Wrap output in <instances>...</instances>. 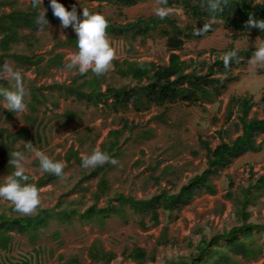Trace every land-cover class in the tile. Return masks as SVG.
Segmentation results:
<instances>
[{
    "label": "rangeland",
    "instance_id": "rangeland-1",
    "mask_svg": "<svg viewBox=\"0 0 264 264\" xmlns=\"http://www.w3.org/2000/svg\"><path fill=\"white\" fill-rule=\"evenodd\" d=\"M1 1V0H0ZM10 5L2 8L0 13H10L12 9L28 11L29 6L35 0H5ZM42 11L50 10V0H39ZM66 8L75 6L81 17L83 9L90 13H99L111 20L114 24L125 25L139 18L158 16L156 9L161 8L157 2H146L130 8H117L96 2L85 0H59ZM52 9V8H51ZM172 18L180 17L185 21L182 11L166 9V15ZM21 41L11 46L10 53L45 58V62L38 68L22 66L8 59V66L19 70L23 75L25 88L49 87L54 84L71 85L72 79L78 75L75 69H68L73 54L78 52L74 48L61 46L70 37H77L71 25L64 28L61 22H48L42 25L38 32L22 31ZM115 51L112 67L107 71L106 82L102 90L107 87L135 88L139 85L132 78H123L115 71V61L130 60L133 62H155L167 64L171 52L167 49L165 38L156 35L153 39L131 41L123 37H107ZM2 36L0 35V42ZM236 50L259 48L264 43L257 38L240 37L234 40L232 33L225 28H219L211 37L202 41L187 43L183 52L177 54L182 60L191 59L199 61L214 60L216 52L222 53L230 47ZM64 55L65 67L51 69L47 62L55 55ZM2 51L0 48V56ZM264 69V63L255 59L243 70L236 71L239 81L229 86L227 92L213 104H204L200 107L188 105L171 106L168 111L151 108L150 111L137 114L134 111L119 114L104 113L99 110L85 109V106L77 101L69 99L60 101V109L49 111L47 104L41 106L37 115L38 120L53 121L50 126L52 133L41 132L39 140L38 132L26 122V116H31L27 107L22 113L16 115L7 122L4 100L0 98V129L11 133H18L27 128L32 134L33 142L21 141L13 148L24 153L23 166L27 174L39 180L43 173L35 167L34 163L40 161L35 155L36 151L43 152L54 161L64 163L62 178L39 192L41 204L31 214L17 213L11 201L0 197V216H34L41 209H51L61 205L64 209L76 208L82 214L96 201L94 194L98 191V180L94 179L81 186L89 188L88 192H81L79 183L84 174H89L96 166L88 168L78 165L70 166L66 155L73 148L82 158L90 155L94 149L101 146L108 138L112 130L121 129V121L127 120L130 124L139 125L141 129H155V138L140 143L139 132L131 135L130 141L123 145L126 150L124 158L117 161L115 169L109 173L110 189L107 195L101 197L99 208H106L117 195L133 196L138 200H147L160 194L163 190L171 195L178 194L182 187L195 176L201 174L207 167V153L200 145V140L207 142L212 149L220 143L218 133L228 131L227 142L235 140L240 129L237 128L236 113L230 123H226L225 112L231 97H253L256 106L250 113V119H264V74L259 70ZM91 70H89L90 72ZM0 80H6L14 85L15 81L0 74ZM30 101V94L25 97ZM74 111L81 114V120L72 124H65L60 118L66 111ZM46 113V117L44 113ZM165 114L167 125L154 120L161 114ZM43 131V129L41 130ZM264 141V134L257 139V143ZM31 145V148L27 145ZM2 146L0 145V162H2ZM167 167H171L166 171ZM1 170L0 184L10 176L5 170ZM264 174V149L261 153H248L236 159L230 167L222 170L218 176L211 180L216 193L204 194L193 199L183 208L174 221L169 213L160 212V224L151 226L149 218L145 220L147 229L140 225L142 215L134 214L126 209V218L111 215L105 224L101 226H87L77 219L72 225L63 224L61 220H53L46 230H42L41 238L33 244L27 236L16 235L10 252L0 250V264H139L129 258L134 248L144 250L148 256L143 264H173L188 262L197 252L202 240H208L212 236L226 232L233 227L240 226L238 210L244 190L255 180ZM234 187L229 190V181ZM231 192V195H229ZM117 206V202L113 201ZM247 212L251 214L250 221L264 225V196L251 205ZM61 233L59 240L55 239V232ZM95 242L102 244L105 252L114 254L115 258L110 263L94 262L89 257V250ZM239 264H264V257L257 261L239 260Z\"/></svg>",
    "mask_w": 264,
    "mask_h": 264
},
{
    "label": "trees",
    "instance_id": "trees-1",
    "mask_svg": "<svg viewBox=\"0 0 264 264\" xmlns=\"http://www.w3.org/2000/svg\"><path fill=\"white\" fill-rule=\"evenodd\" d=\"M87 2H96L100 6L103 4L117 8H130L146 2H157L161 7L168 10L182 11L186 20L181 21L180 17L172 18L170 16H160L139 18L134 22L125 25L114 24L108 20L106 29L107 37H123L125 39L147 40L153 39L156 35L165 38V43L169 52H171L167 64H157L155 62H133L130 60L115 61L113 63L116 73L123 78H132L139 83L137 87L128 88L107 87L102 90V85L106 82L107 72L97 76L87 72L84 75L78 73L72 79L71 85L54 84L49 87L31 88L27 87V94H30V101L26 102L31 116H26V122L40 133H52L53 128L50 124L53 121L45 122L38 120L37 115L41 113V106L47 104L51 107L49 111L60 109V101L72 99L85 106V109L99 110L110 114L127 113L134 111L137 114L148 112L151 108L164 109L165 112L171 106L188 105L190 107H200L204 104H213L223 96L229 86L239 81V75L236 71L245 69L253 61L255 48L236 50L233 46L228 50L214 54V60L197 61L182 60L178 52H183L187 43L202 41L211 37L219 28H225L232 33L234 40L240 37L257 38L264 43V29H258L249 25V20H264V0H220V8L213 11L211 5L215 0H85ZM10 5V1H0V13L2 8ZM45 13L48 22H61L53 15V10ZM43 4L35 0L28 11L12 9L10 13L0 15V35L2 36L0 48V74H3L4 65H8L7 58L13 59L15 63L28 68H38L45 62V58L36 55L29 57L10 53L13 44L21 41L22 31L28 30L38 32L42 25L37 23V18L42 11ZM73 6L67 9L71 10ZM77 10V9H76ZM78 16L82 19L78 13ZM204 24H210V28L196 34ZM61 46L77 48V37H70ZM237 51L236 59L227 67L223 62V54L229 51ZM47 68L62 69L65 67L64 55H55L47 62ZM264 74V69L259 70ZM12 83L6 80H0V89H11ZM3 100V97L0 96ZM256 106L254 98L231 97L227 104L225 119L230 123L236 113L237 128L240 129L239 136L227 142L225 138L229 136L228 131L218 133L221 143L212 149L210 145L200 140V145L207 153L208 167L199 175L192 178L187 185L182 187L178 194L171 195L169 191L163 190L157 196L147 200H138L133 196L119 194L114 200L109 202L106 208H99L98 202L101 197L107 195L110 189L109 173L112 172L116 163L106 162L103 165H97L89 174H84L79 187L81 192H88L89 188H83L81 185L91 180H98V191L94 194L96 203L89 207L84 213L78 209H64L58 205L51 209H41L34 216H0V250L10 252L12 243L16 235L27 236L29 240L36 244L41 238V231L46 230L53 220H61L63 224L72 225L77 219L87 226L105 224L111 215L120 218H126V209L129 208L134 214L142 215L144 218L140 225L147 229L145 223L149 218L151 226L160 224V212L169 213L172 220H176L185 206L189 205L193 199L204 194H215V187L212 185V178L228 168L236 159L245 154L261 153L264 149V141L257 143V139L264 134V119H250V113ZM22 113V112H21ZM44 113V112H43ZM7 122H11L17 112L5 110ZM46 117V113H44ZM65 124H72L81 120V114L74 111H66L60 117ZM155 121L167 125L165 114L154 118ZM43 129V131H41ZM135 131L139 132L138 139L135 142H146L155 138V129L143 130L139 125L130 124L127 120L121 121L120 130H112L100 150L107 152L111 158L120 161L124 158L126 152L123 145L130 141V136ZM24 141L33 142L32 134L27 128L14 134L8 130L0 129V145L2 146V162L0 168L7 174L14 172V165L9 163L11 154L15 152L14 146ZM66 162L72 165L82 166V158L78 151L73 148L65 157ZM35 167L40 169L43 176L35 181L34 177L25 173L29 179L25 183L34 184L39 189L58 182L62 176L44 172L40 168V161L34 163ZM171 167H167L168 172ZM64 172V169H63ZM1 174V170H0ZM229 189L234 186L232 180L229 181ZM264 194V176L260 177L254 185L247 187L240 203L241 226L234 227L229 232L218 234L208 240H202L198 246V252L188 262H177L173 264H238L237 256L245 260H257L264 252V225L250 222L251 214L247 208ZM231 195V194H229ZM117 202V206L113 204ZM13 210L17 213L15 206ZM55 239L61 238L60 232H55ZM148 254L140 249L134 248L129 258L139 264L146 262ZM89 257L94 262L110 263L114 254L105 252L102 244L95 242L89 250ZM73 261V264H76ZM16 264H27V262H18Z\"/></svg>",
    "mask_w": 264,
    "mask_h": 264
},
{
    "label": "clouds",
    "instance_id": "clouds-1",
    "mask_svg": "<svg viewBox=\"0 0 264 264\" xmlns=\"http://www.w3.org/2000/svg\"><path fill=\"white\" fill-rule=\"evenodd\" d=\"M162 3L166 4V0H162ZM50 7L53 10V15L60 19L61 25L64 28L71 25L77 34L78 52L71 56L70 62L66 67L68 69H75L81 75L86 74L89 70L97 76L106 73L112 67V61L115 58V51L106 35L108 27L106 17L83 9V18L81 19L77 14L75 6L69 10L59 0H50ZM211 8L213 11L218 10L220 8V0H215ZM46 11L40 13L37 18L38 24H48L45 16ZM156 14L163 18L166 15V9L163 7L157 8ZM249 25L258 29H264V20L250 19ZM210 26V24H204L196 34H202ZM236 57L237 51L235 50L224 53L223 62L225 66L227 67ZM254 58L257 62L264 63V46L256 49ZM3 71L6 76L15 81L11 89H0V96L3 97L4 106L11 112H24L27 108L25 102L27 89L24 86L22 73L8 65H4ZM27 147L31 148V145L29 144ZM35 155L40 160L42 171L55 174L56 176L63 175L64 163L62 161H54L40 151H36ZM24 160L25 156L21 151H15L11 154L9 163L15 166V170L0 184V197L11 201L17 211L23 214H31L41 204V198L36 185L25 183L29 177L25 174ZM106 162L117 163L107 152L98 148L94 149L90 155L82 156V166L85 168L103 165Z\"/></svg>",
    "mask_w": 264,
    "mask_h": 264
},
{
    "label": "crops",
    "instance_id": "crops-1",
    "mask_svg": "<svg viewBox=\"0 0 264 264\" xmlns=\"http://www.w3.org/2000/svg\"><path fill=\"white\" fill-rule=\"evenodd\" d=\"M228 102H229V101H228ZM226 108H227V107H226ZM225 113H226V112H225ZM233 163H234V162H233ZM233 163H232V164H233ZM232 164H231V165H232ZM229 167H230V166H229ZM226 169H227V168H226ZM263 176H264V174H263L262 176H260V177H263ZM260 177H258V178L255 180V182L252 183V184H250L249 186L254 185L255 183H257V181H258V179H259ZM212 179H213V178H212ZM232 182H233V181H232ZM233 184H234V183H233ZM249 186H248V187H249ZM233 187H234V186H233ZM228 188H229V186H228ZM232 189H233V188H232ZM232 189H231V190H232ZM229 190H230V189H229ZM229 193L232 194L231 192H229ZM243 194H244V192H243ZM262 196H264V194H263ZM262 196H261V197H262ZM242 197H243V196H242ZM261 197H260V198H261ZM231 198H232V195H231ZM260 198H259V199H260ZM259 199H258V200H259ZM258 200H255L254 202H256V201H258ZM254 202H253L251 205H253ZM251 205H250V206H251ZM250 206H249V207H250ZM249 207H248V208H249ZM248 208H247V209H248ZM239 210H240V208H239ZM239 210H238V212H239ZM250 222H251V221H250ZM240 223H241V222H240ZM252 223H253V222H252ZM254 224H256V223H254ZM241 225H242V223H241ZM241 225H240V226H241ZM260 225H263V224H260ZM236 227H238V226H236ZM233 228H234V227H233ZM233 228H232V229H233ZM230 230H231V229H230ZM230 230H228V231H226V232H229ZM226 232H223V233H226ZM223 233H220V234H223ZM217 235H218V234H217ZM214 236H216V235H214ZM214 236H212V237H214ZM212 237H211V238H212ZM263 257H264V252H263L262 256L259 257L257 260H260V259L263 258ZM236 260L238 261V264H239V260H244V261H257V260H245V259H243V258L240 257V256H237V257H236Z\"/></svg>",
    "mask_w": 264,
    "mask_h": 264
}]
</instances>
